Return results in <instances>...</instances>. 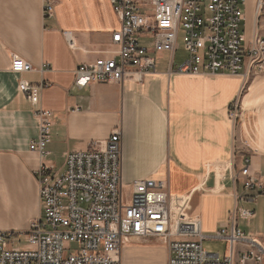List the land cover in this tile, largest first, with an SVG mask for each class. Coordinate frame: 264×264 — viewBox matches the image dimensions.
I'll use <instances>...</instances> for the list:
<instances>
[{"label":"crops","instance_id":"obj_1","mask_svg":"<svg viewBox=\"0 0 264 264\" xmlns=\"http://www.w3.org/2000/svg\"><path fill=\"white\" fill-rule=\"evenodd\" d=\"M54 1L53 15L43 16L42 0H0V230L26 228L39 215L33 176L39 157L29 143L38 133L35 111L43 109L52 112L46 164L61 171L67 153L102 145L120 128L123 186L134 179L165 181L177 206L188 198L179 215L181 210L183 218H199L204 234L227 220L235 190L243 192L232 183V164L238 170L249 157L262 192H244L242 205L255 214L237 227L264 242V72L244 85L241 75L170 73L182 59L170 62L162 52L155 73L140 82L94 81L78 88L74 69L113 50L110 37L120 17L109 0ZM255 2L244 13L247 39L254 31L264 35V10L257 15ZM11 54L33 70L11 71ZM19 81L48 86L39 88L34 103L19 90ZM235 99L239 112L232 121L228 109ZM147 239L132 238L138 244L133 250L122 247L120 264L126 251L134 264H154L158 244L148 245ZM221 242L223 251L215 253L222 256ZM161 248V264H167V247Z\"/></svg>","mask_w":264,"mask_h":264},{"label":"built area","instance_id":"obj_2","mask_svg":"<svg viewBox=\"0 0 264 264\" xmlns=\"http://www.w3.org/2000/svg\"><path fill=\"white\" fill-rule=\"evenodd\" d=\"M54 0H42L43 16L53 15ZM120 17V28L110 37L113 50L90 64L74 69L73 84L136 82L155 73L156 55L175 58L181 37L185 56L170 73L241 75L243 85L264 72V35L254 31L247 39L243 21L245 0H109ZM264 6L256 0L255 12ZM48 66L45 64L44 69ZM11 71H32L29 62L11 54ZM48 86L42 83L39 88ZM19 90L32 102L38 87L19 81ZM239 101L228 116L235 121ZM37 137L29 149L39 157L33 176L37 184L39 215L26 229V247L20 248L18 231L0 230V264H120L122 247L135 237L156 239L167 247V264H264V242L237 227L254 210L242 205L247 191L262 192L259 178L249 171L250 158L233 169L234 206L227 220L210 234L201 231L197 217L183 218L179 208L187 197L170 198L166 182L121 181V129L115 128L102 145L65 155L56 171L49 156L52 112L38 109ZM174 203V204H173ZM174 205V207L172 206ZM207 239L226 242V254L207 251Z\"/></svg>","mask_w":264,"mask_h":264},{"label":"rangeland","instance_id":"obj_3","mask_svg":"<svg viewBox=\"0 0 264 264\" xmlns=\"http://www.w3.org/2000/svg\"><path fill=\"white\" fill-rule=\"evenodd\" d=\"M250 0L247 1V4L245 2V5H244V13L245 14H248V10H249V7H250ZM263 10H264V6L262 7L261 10L258 11V14H262L263 13ZM257 14V15H258ZM262 18V17H261ZM243 27L244 29H246V32H248L249 28H250V25H249V19L246 18V20L243 21ZM177 45H178V48L176 50V53H175V58L176 60H181L184 58L185 56V51L183 49V46H182V41H181V37L178 38L177 40ZM39 207V205H38ZM28 227V226H27ZM26 228H23V229H13V230H16L18 231V237H19V242L18 243H15L17 246H19L20 248H25L26 247ZM158 244L157 245V252L153 253L154 254V260H153V263L154 264H161V255L162 252H161V245H163L159 240H156V239H151V240H148V245H152V244ZM203 245H204V248L207 250V251H210V252H215V251H219V252H222L223 249H224V243L219 241V240H210V239H207L203 242ZM138 244L136 241L134 240H130L128 241L123 247L124 248H127L128 251L129 250H133L135 247H137ZM128 251H126V255L123 256V252H122V259H121V264H134L135 262L132 261L131 259H129V254H128Z\"/></svg>","mask_w":264,"mask_h":264}]
</instances>
